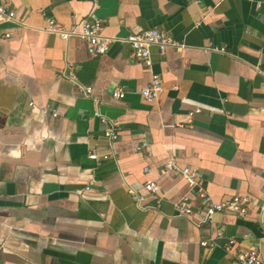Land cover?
<instances>
[{
  "label": "crops",
  "instance_id": "1",
  "mask_svg": "<svg viewBox=\"0 0 264 264\" xmlns=\"http://www.w3.org/2000/svg\"><path fill=\"white\" fill-rule=\"evenodd\" d=\"M0 6L16 16L0 24V264H238L249 248L264 264V0ZM90 12L105 20L106 37L155 28L183 48L165 55L152 48L146 69L120 40L101 56L77 37L60 40L42 15L72 31ZM67 62L102 100L100 114L119 125L116 142L66 79ZM151 73L164 90L148 103L140 91ZM114 87L123 99L110 97ZM45 107L57 116L42 114ZM91 151L111 157L94 162ZM169 159L177 169L162 175ZM183 168L198 174L197 185L188 186ZM146 180L157 194L143 190ZM199 187L214 201L241 195L254 205L244 216L222 212L206 222ZM184 196L194 208L188 217L174 209ZM203 240L214 247H201Z\"/></svg>",
  "mask_w": 264,
  "mask_h": 264
},
{
  "label": "built area",
  "instance_id": "2",
  "mask_svg": "<svg viewBox=\"0 0 264 264\" xmlns=\"http://www.w3.org/2000/svg\"><path fill=\"white\" fill-rule=\"evenodd\" d=\"M46 23V31L48 33L56 35L60 40L67 41L71 37H77L82 41L86 42L97 55H104L112 44L120 40L129 47L130 59L141 63L146 69H150L151 62V49L156 48L161 55H165L168 50L176 49L180 50L183 48V44L175 41L168 33L158 29H147L137 34L127 35L125 38L116 39L109 38L103 35L105 27V20L99 18L94 12H90L85 20L81 22L79 27L72 31H67L61 27V25L53 18L42 14ZM16 16L14 11L8 10L7 8L0 6V24L15 22ZM11 34L5 35L6 38L10 37ZM216 50V49H215ZM223 52V49L218 50ZM72 64L67 62L65 64V77L72 83H74L81 91V93L88 99L91 100L95 106L94 116L99 119L100 123L106 125L104 131V138L110 143H114L118 140L120 134L119 125L115 121H111L103 117L99 112V107L102 104L100 97L94 95L91 87L83 86L77 80L75 73L72 71ZM173 89H176L174 87ZM164 88L161 82V78L156 73H151L148 84L141 89V97L148 103L155 101L158 96L163 92ZM110 97L113 100H120L124 98V93L121 89L114 87L110 92ZM33 106L32 103L29 104ZM41 113L44 115L52 113L53 117L57 116L56 112H51L48 107L42 108ZM200 109H196L193 113H199ZM190 113L189 116H192ZM145 144L142 143L134 148L135 152H139ZM111 156L103 155L99 157L95 151L88 153L87 158L91 161H105ZM176 163L173 159L167 160L161 170V174L165 175L167 172L176 170ZM148 169H144V173L148 174ZM180 174L188 186H194L198 184V174L195 171H191L188 168L180 170ZM143 190L149 194H157L159 187L153 180H146L143 185ZM132 200L136 205H140L143 201L140 195L129 189L128 190ZM198 197L201 199L202 204L200 209L203 212L204 220L211 222L214 215L217 213L228 212L239 216H244L248 210L254 205L252 199L247 196L235 195L223 199L221 201H214L210 196L203 191L202 188L198 189ZM174 209L178 216L188 217L193 212V205L187 196L181 197L174 205ZM235 240L231 239L228 241L225 247L226 251L234 246ZM200 246L203 248H213L214 243L203 240L200 242ZM238 264H262L261 257L257 249L249 248L242 250L237 255Z\"/></svg>",
  "mask_w": 264,
  "mask_h": 264
}]
</instances>
